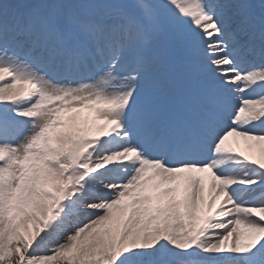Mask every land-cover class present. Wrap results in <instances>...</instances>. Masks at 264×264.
<instances>
[{"label": "snow or ice", "instance_id": "1", "mask_svg": "<svg viewBox=\"0 0 264 264\" xmlns=\"http://www.w3.org/2000/svg\"><path fill=\"white\" fill-rule=\"evenodd\" d=\"M0 264H264V0H0Z\"/></svg>", "mask_w": 264, "mask_h": 264}]
</instances>
